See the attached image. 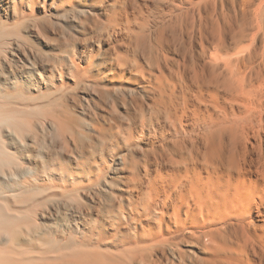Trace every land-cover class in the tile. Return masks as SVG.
Instances as JSON below:
<instances>
[{
  "label": "bare ground",
  "instance_id": "bare-ground-1",
  "mask_svg": "<svg viewBox=\"0 0 264 264\" xmlns=\"http://www.w3.org/2000/svg\"><path fill=\"white\" fill-rule=\"evenodd\" d=\"M203 2L0 0V264H264V0Z\"/></svg>",
  "mask_w": 264,
  "mask_h": 264
},
{
  "label": "rangeland",
  "instance_id": "rangeland-1",
  "mask_svg": "<svg viewBox=\"0 0 264 264\" xmlns=\"http://www.w3.org/2000/svg\"><path fill=\"white\" fill-rule=\"evenodd\" d=\"M213 1L214 0H206V2L201 3L200 6L201 7H204L205 5L210 6L213 4ZM215 1H216V6H217V9L219 10V12L221 10L220 4L223 3V8H222L223 14L221 16L224 17L226 25L228 27L233 28L235 25L234 23L238 19L240 20V18H243L245 16V14L248 12L247 0H233V1H231V0L230 1L229 0H215ZM221 13H222V11L220 12V14ZM260 24H261V29H260L259 35L257 36V41H259L260 38L262 36H264V7L261 9ZM256 43H258V42H256ZM183 248L186 249V247H183Z\"/></svg>",
  "mask_w": 264,
  "mask_h": 264
}]
</instances>
